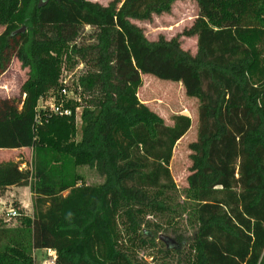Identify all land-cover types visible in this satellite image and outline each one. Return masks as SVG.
<instances>
[{"label":"trees","instance_id":"16d2710c","mask_svg":"<svg viewBox=\"0 0 264 264\" xmlns=\"http://www.w3.org/2000/svg\"><path fill=\"white\" fill-rule=\"evenodd\" d=\"M176 1L0 0V77L15 59L29 69L21 100L0 97V150L33 151L27 168L0 162V191L29 186L33 198L32 214L0 219V264H37L45 248L57 264H175L173 253L177 264H264V0H196L190 28L149 40L133 20ZM183 36L197 37L196 54ZM75 65L73 114L38 120L40 99ZM143 74L199 101L181 204L171 162L192 119L175 114L170 125L143 103ZM84 166L103 181L85 183ZM180 211L194 227L184 254L185 236L163 235L149 217ZM146 248L158 249L150 262Z\"/></svg>","mask_w":264,"mask_h":264},{"label":"rangeland","instance_id":"374dc122","mask_svg":"<svg viewBox=\"0 0 264 264\" xmlns=\"http://www.w3.org/2000/svg\"><path fill=\"white\" fill-rule=\"evenodd\" d=\"M100 2L103 5H108L112 0H91ZM199 13V7L196 0H178L173 4L170 13L154 15L152 20H133L145 32L149 40H157L160 35L171 39L182 34L186 28L193 25ZM4 27L0 26V33ZM90 32L87 29V34ZM182 47L191 53H197V37H181ZM84 65H75L71 68H66L63 73V82L71 85L73 93V85L76 84V79L84 71ZM28 68H23L19 59H15L9 70L0 77V97L2 98H18L22 99L21 86L28 77ZM143 85L139 90L140 100L147 104L152 110L165 118L170 125L173 124V116L175 114H186L192 119V126L187 134L177 143L174 155L171 162V171L175 182L178 186V201L179 204L186 200V191L189 187L188 176L190 174V166L192 164L190 154V144L197 139L199 127V101L197 98L189 97L186 94L185 87L180 82L160 79L152 74H143ZM81 109L78 110L77 124L79 128L77 139L80 138L81 125ZM33 151L31 148L25 149H1V161H16L22 168H27L31 162ZM23 162H26L23 164ZM80 173L84 177V182L87 184H99L103 178L95 169L87 166L81 167ZM0 198L7 205L13 203L18 210L27 214L33 213V198L29 188L19 190L0 191ZM180 209V208H179ZM150 220L156 224H160L163 230L160 232L163 235L175 237L176 233H182L186 240L183 246V254L191 251V238L194 233V227L189 223L188 215L178 212H171L169 217L150 215ZM17 218V217H16ZM10 218L5 211L4 205L0 204V219L7 222V225L13 226L17 219ZM159 243V242H158ZM162 244L159 243L160 248ZM157 248H146L140 252V256L147 261H151V255L157 252ZM179 256L175 253L171 254L170 260L177 264ZM40 263V258H37V264Z\"/></svg>","mask_w":264,"mask_h":264},{"label":"built area","instance_id":"2783aa9c","mask_svg":"<svg viewBox=\"0 0 264 264\" xmlns=\"http://www.w3.org/2000/svg\"><path fill=\"white\" fill-rule=\"evenodd\" d=\"M71 87L72 86L67 84V82H63L62 76V86L55 91H51L49 95L40 99L38 104L37 119L39 120L41 113H44L45 115L59 114L71 116L73 114V110L72 108L67 107L66 103L72 98L77 99L74 89L76 84L73 85V93ZM78 110H80V108L77 109V116ZM0 204L4 205L8 217L16 218L20 215V210H18V208L13 203L7 205V203L3 202V200L0 198ZM38 256L40 258L39 264H57V251L54 248H45L34 251V259L36 260V263Z\"/></svg>","mask_w":264,"mask_h":264},{"label":"crops","instance_id":"0c3cea01","mask_svg":"<svg viewBox=\"0 0 264 264\" xmlns=\"http://www.w3.org/2000/svg\"><path fill=\"white\" fill-rule=\"evenodd\" d=\"M22 149H25V148H22ZM17 150V149H16ZM0 162H2L1 160H0ZM22 188H29L30 189V187L29 186H11V187H9V188H7L6 190H10V189H14V190H19V189H22ZM31 191V190H30ZM32 193V192H31Z\"/></svg>","mask_w":264,"mask_h":264},{"label":"water","instance_id":"95a60500","mask_svg":"<svg viewBox=\"0 0 264 264\" xmlns=\"http://www.w3.org/2000/svg\"><path fill=\"white\" fill-rule=\"evenodd\" d=\"M25 31V27H22L21 29H19L17 32H23Z\"/></svg>","mask_w":264,"mask_h":264}]
</instances>
